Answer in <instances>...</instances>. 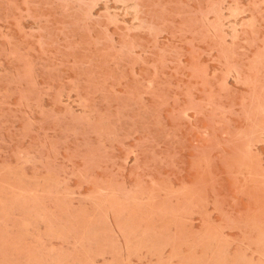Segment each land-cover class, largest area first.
Wrapping results in <instances>:
<instances>
[{
    "label": "rangeland",
    "instance_id": "rangeland-1",
    "mask_svg": "<svg viewBox=\"0 0 264 264\" xmlns=\"http://www.w3.org/2000/svg\"><path fill=\"white\" fill-rule=\"evenodd\" d=\"M0 264H264V0H0Z\"/></svg>",
    "mask_w": 264,
    "mask_h": 264
}]
</instances>
